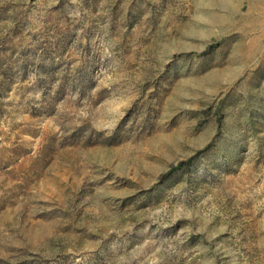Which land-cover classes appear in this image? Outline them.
Wrapping results in <instances>:
<instances>
[{
  "label": "rangeland",
  "instance_id": "1",
  "mask_svg": "<svg viewBox=\"0 0 264 264\" xmlns=\"http://www.w3.org/2000/svg\"><path fill=\"white\" fill-rule=\"evenodd\" d=\"M0 264H264V0H0Z\"/></svg>",
  "mask_w": 264,
  "mask_h": 264
},
{
  "label": "trees",
  "instance_id": "2",
  "mask_svg": "<svg viewBox=\"0 0 264 264\" xmlns=\"http://www.w3.org/2000/svg\"><path fill=\"white\" fill-rule=\"evenodd\" d=\"M216 45H212L208 48V50H212L213 48H215ZM191 163V160L190 161H187L185 163H182L180 164L179 166L175 167V169H172V172L175 171V170H178V169H182V170H187L189 165Z\"/></svg>",
  "mask_w": 264,
  "mask_h": 264
}]
</instances>
